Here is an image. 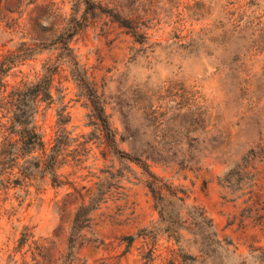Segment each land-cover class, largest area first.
Listing matches in <instances>:
<instances>
[{"label": "rangeland", "instance_id": "374dc122", "mask_svg": "<svg viewBox=\"0 0 264 264\" xmlns=\"http://www.w3.org/2000/svg\"><path fill=\"white\" fill-rule=\"evenodd\" d=\"M119 18L131 19L133 31ZM75 28L70 46L116 133V149L51 44ZM11 54L10 84L52 69L54 101L41 105L36 121L50 143L63 112L68 138L59 184L38 176L0 192V264H64L73 214L96 187L104 201L81 231L72 264H183L172 241L154 231L148 177L130 159L143 153L231 243L233 253L218 251L222 264L264 250V231L230 223L236 207L217 183L249 149L264 146V0H0V61ZM24 227L29 237L21 245ZM246 264L255 263L247 257Z\"/></svg>", "mask_w": 264, "mask_h": 264}, {"label": "trees", "instance_id": "16d2710c", "mask_svg": "<svg viewBox=\"0 0 264 264\" xmlns=\"http://www.w3.org/2000/svg\"><path fill=\"white\" fill-rule=\"evenodd\" d=\"M85 4L89 5V2ZM119 19L122 25L133 31L131 19ZM75 32L76 28L67 29L57 34L51 44L58 56L72 66L75 82L87 91L90 118L95 120L106 143L116 149V133L70 46ZM42 49L37 46L33 51ZM15 59L11 54L0 61V192L4 194L17 186L32 185L38 176L59 184V151L68 138V131L63 126V112L57 113L58 130L50 143L44 139V132L36 121L41 105H50L54 101L52 69L43 68L42 75L34 80L10 84L5 77ZM130 159L148 177L146 187L158 215L154 231L165 234L176 246L171 249L172 256L181 258L183 264H222L218 251L233 253L229 248L231 243L219 238L203 208L190 203L186 192L177 184L154 173L148 162L153 160L148 153ZM217 183L221 198L236 207L230 223L237 219L239 225L250 224L264 231V146L256 144L249 149L233 167L217 177ZM104 191L96 187L87 203L81 202L77 206L68 230L64 264L73 263L80 245V233L90 223L92 210L104 201ZM22 236L21 245L29 237L26 227ZM137 236L139 233L127 236L128 244ZM247 257L255 264H264L263 249L250 248L238 264H246Z\"/></svg>", "mask_w": 264, "mask_h": 264}]
</instances>
